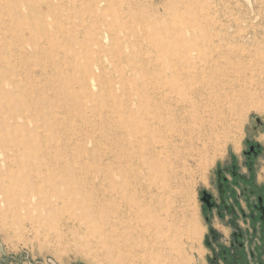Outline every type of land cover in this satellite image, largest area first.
I'll use <instances>...</instances> for the list:
<instances>
[{
  "label": "rangeland",
  "instance_id": "rangeland-1",
  "mask_svg": "<svg viewBox=\"0 0 264 264\" xmlns=\"http://www.w3.org/2000/svg\"><path fill=\"white\" fill-rule=\"evenodd\" d=\"M42 15L45 32L34 33L27 22ZM175 38H199L197 52L206 55L216 51L207 39L222 38L213 42L220 59L264 68V0H0V77L13 80L16 100L37 125L34 152L42 158L49 148L45 168L32 175L59 171L56 188L36 179L16 188L0 183V264H128L130 245L144 264H209L201 191L217 195V168L232 154L241 157L247 138L264 144L263 93L247 114L211 120L181 148L170 189L147 196L154 210L147 227L115 219L128 181L126 101L155 67L149 58L157 46ZM253 81L264 84V75ZM7 153L0 149L1 171L21 172ZM62 187L72 190L65 198ZM114 221L126 246L118 244L122 254L113 262L104 259L96 230L108 241Z\"/></svg>",
  "mask_w": 264,
  "mask_h": 264
},
{
  "label": "bare ground",
  "instance_id": "bare-ground-1",
  "mask_svg": "<svg viewBox=\"0 0 264 264\" xmlns=\"http://www.w3.org/2000/svg\"><path fill=\"white\" fill-rule=\"evenodd\" d=\"M35 9L36 7L34 11ZM35 12L37 15V11ZM27 25L34 33L45 32L46 22L43 15L32 18ZM214 39L222 38L207 39L211 42L212 49H216L208 55L197 52L196 43L199 38H175L168 43L159 44L156 57L149 58L155 67L144 71L141 87L128 97L126 117L124 123L122 122L128 135L125 161L128 181L120 188L123 208L115 209V219L119 223L126 218L125 222L127 219L134 220L147 227L150 223L148 218L154 215V210L147 206V196L152 200L170 189L169 180L176 173L172 159L177 161L181 148L187 143L192 144L193 136L200 134L203 128L210 129V125H214L210 124L211 120L222 121L230 114H236L240 118L251 107L255 97L259 93L264 94V84L253 83L254 78L256 80L264 75V68L237 65L234 61L220 59L222 54L219 44H213ZM47 40H50L52 48L57 46L52 38ZM15 96L13 80L0 77V149L6 150V153L11 151L10 156L9 153L6 154L9 165L14 163L22 166L19 173H15L11 167L1 171L0 166V183L10 181L16 188L17 185H28L30 180L36 179L56 188L59 182L55 178L59 171L32 175L34 170L45 168L44 156L49 148L43 149L42 158L34 152L40 150V145L34 143L30 132L37 125L25 111L26 105L23 107ZM218 120H215L216 123ZM62 177L61 183L64 184L65 175L62 174ZM68 190L72 192L70 188ZM68 190L59 188V197L65 198ZM153 190L157 192V196ZM11 191L7 187L1 189L4 195H9ZM160 198L159 201L162 200ZM115 226L114 221L113 230L110 228L112 237L108 241L104 240L100 229L96 230L99 237L98 247L104 251V259L113 262V257L122 254L123 250L120 248L121 244L123 246L122 236L116 232ZM108 242L117 248L109 249ZM130 246L127 250L132 253L125 258L126 262L144 264L145 256L136 252V246Z\"/></svg>",
  "mask_w": 264,
  "mask_h": 264
},
{
  "label": "flooded vegetation",
  "instance_id": "flooded-vegetation-1",
  "mask_svg": "<svg viewBox=\"0 0 264 264\" xmlns=\"http://www.w3.org/2000/svg\"><path fill=\"white\" fill-rule=\"evenodd\" d=\"M261 159L264 144L247 138L241 157L232 154L217 168V195L201 191L209 196L203 202L209 264H264V183L256 176Z\"/></svg>",
  "mask_w": 264,
  "mask_h": 264
},
{
  "label": "crops",
  "instance_id": "crops-1",
  "mask_svg": "<svg viewBox=\"0 0 264 264\" xmlns=\"http://www.w3.org/2000/svg\"><path fill=\"white\" fill-rule=\"evenodd\" d=\"M256 176L258 183H264V161L260 160L259 165L256 166Z\"/></svg>",
  "mask_w": 264,
  "mask_h": 264
},
{
  "label": "water",
  "instance_id": "water-1",
  "mask_svg": "<svg viewBox=\"0 0 264 264\" xmlns=\"http://www.w3.org/2000/svg\"><path fill=\"white\" fill-rule=\"evenodd\" d=\"M257 120H259V119L257 118ZM208 197L209 196L207 195V193L205 191H203L202 192V196L200 197V199H201L202 202L207 204L208 203Z\"/></svg>",
  "mask_w": 264,
  "mask_h": 264
}]
</instances>
